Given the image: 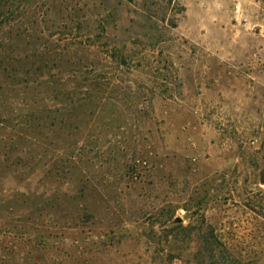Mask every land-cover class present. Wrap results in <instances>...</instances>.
Wrapping results in <instances>:
<instances>
[{"label":"rangeland","instance_id":"374dc122","mask_svg":"<svg viewBox=\"0 0 264 264\" xmlns=\"http://www.w3.org/2000/svg\"><path fill=\"white\" fill-rule=\"evenodd\" d=\"M0 264H264V0H0Z\"/></svg>","mask_w":264,"mask_h":264},{"label":"trees","instance_id":"16d2710c","mask_svg":"<svg viewBox=\"0 0 264 264\" xmlns=\"http://www.w3.org/2000/svg\"><path fill=\"white\" fill-rule=\"evenodd\" d=\"M7 70H8V68H7ZM10 71H11V76L12 77H15V70H13V68L12 69H10ZM48 112L50 113V114H52L53 116H58V115H64L65 113H64V111H63V108H56V109H54V110H48Z\"/></svg>","mask_w":264,"mask_h":264}]
</instances>
